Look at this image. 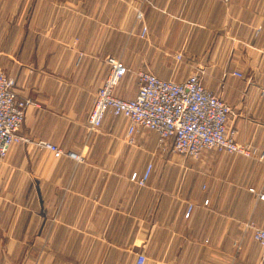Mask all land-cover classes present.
Listing matches in <instances>:
<instances>
[{"label": "crops", "instance_id": "crops-1", "mask_svg": "<svg viewBox=\"0 0 264 264\" xmlns=\"http://www.w3.org/2000/svg\"><path fill=\"white\" fill-rule=\"evenodd\" d=\"M108 57L128 69L114 89L123 99L139 71L181 81L202 69L232 107L234 139L264 151V0H0V70L34 101L18 132L27 140L0 160V264H134L138 253L144 264H259L251 226L264 201L250 189L264 192V161L180 155L148 128L128 142L110 112L88 130ZM148 163L137 185L130 174Z\"/></svg>", "mask_w": 264, "mask_h": 264}, {"label": "built area", "instance_id": "built-area-1", "mask_svg": "<svg viewBox=\"0 0 264 264\" xmlns=\"http://www.w3.org/2000/svg\"><path fill=\"white\" fill-rule=\"evenodd\" d=\"M136 17L143 18L141 10L136 9ZM147 32V26L142 24L138 35L144 38ZM175 59L180 61L181 53L176 54ZM107 63L108 72L93 94V105L87 116L88 130H97L105 114L110 112L126 119L125 138L128 142H132V136L139 128H148L157 133L160 144L170 140L172 151L180 155L197 158L208 149L264 161V151L234 139L235 131L228 127L232 107L221 96L202 85V69L190 72L181 81L162 79L147 70L139 71L136 95L123 99L114 94V89L128 69L115 57H108ZM232 74L242 76L239 71ZM15 85V79L0 70V160L6 157L13 144L27 140L18 132L26 108L34 101L29 97H20ZM36 144L51 150L55 157L64 154L51 142L37 141ZM65 155L75 159L80 157L72 151H67ZM150 169L151 164L148 163L141 175L132 172L130 179L137 185H145ZM250 190L264 201V192ZM207 203L208 199H204L202 204ZM192 207L193 204H188L185 217L189 216ZM251 227L252 236L261 248L259 264H264V223ZM145 258L143 253H138L134 264H144Z\"/></svg>", "mask_w": 264, "mask_h": 264}]
</instances>
